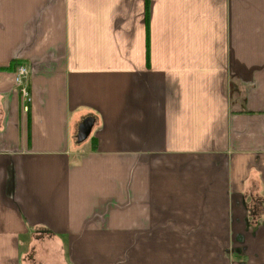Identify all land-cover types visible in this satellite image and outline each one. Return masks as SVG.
I'll list each match as a JSON object with an SVG mask.
<instances>
[{"label": "crops", "instance_id": "crops-1", "mask_svg": "<svg viewBox=\"0 0 264 264\" xmlns=\"http://www.w3.org/2000/svg\"><path fill=\"white\" fill-rule=\"evenodd\" d=\"M0 264H264V0H0Z\"/></svg>", "mask_w": 264, "mask_h": 264}, {"label": "built area", "instance_id": "built-area-1", "mask_svg": "<svg viewBox=\"0 0 264 264\" xmlns=\"http://www.w3.org/2000/svg\"><path fill=\"white\" fill-rule=\"evenodd\" d=\"M28 74V69L24 65H19L16 69L15 76H14V81L16 85L21 86L20 87V94L23 100V109L25 111H28L29 109V103H30V94L28 91V88L25 84H23V79L27 76Z\"/></svg>", "mask_w": 264, "mask_h": 264}, {"label": "water", "instance_id": "water-1", "mask_svg": "<svg viewBox=\"0 0 264 264\" xmlns=\"http://www.w3.org/2000/svg\"><path fill=\"white\" fill-rule=\"evenodd\" d=\"M94 121V117L86 116L79 122L75 135L77 143L83 142L90 135Z\"/></svg>", "mask_w": 264, "mask_h": 264}, {"label": "rangeland", "instance_id": "rangeland-1", "mask_svg": "<svg viewBox=\"0 0 264 264\" xmlns=\"http://www.w3.org/2000/svg\"><path fill=\"white\" fill-rule=\"evenodd\" d=\"M90 142V139L88 138L87 140H85L82 145L83 146H87L88 143ZM42 234H39V236L37 237H41ZM34 247L33 249L35 248L36 250H39V251H46V252H49L50 254L51 253H55V245L53 243H48V242H41L40 241V238H36L35 242H34Z\"/></svg>", "mask_w": 264, "mask_h": 264}, {"label": "trees", "instance_id": "trees-1", "mask_svg": "<svg viewBox=\"0 0 264 264\" xmlns=\"http://www.w3.org/2000/svg\"><path fill=\"white\" fill-rule=\"evenodd\" d=\"M148 11H149L148 1H146V15H145L146 20H148Z\"/></svg>", "mask_w": 264, "mask_h": 264}]
</instances>
